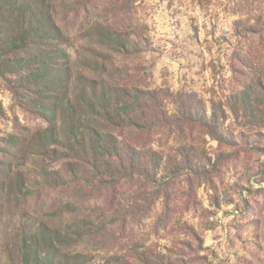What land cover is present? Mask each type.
Here are the masks:
<instances>
[{"label": "rangeland", "instance_id": "374dc122", "mask_svg": "<svg viewBox=\"0 0 264 264\" xmlns=\"http://www.w3.org/2000/svg\"><path fill=\"white\" fill-rule=\"evenodd\" d=\"M54 1L72 97L93 79L140 101L144 125L110 131L149 164L78 183L73 162L36 154L47 124L0 78V263L17 264L23 233L44 222L81 231L73 250L88 264H264V0ZM99 26L129 48L105 46ZM187 94L217 115L218 138L176 115L175 98ZM43 164L70 184L31 194Z\"/></svg>", "mask_w": 264, "mask_h": 264}, {"label": "trees", "instance_id": "16d2710c", "mask_svg": "<svg viewBox=\"0 0 264 264\" xmlns=\"http://www.w3.org/2000/svg\"><path fill=\"white\" fill-rule=\"evenodd\" d=\"M94 36L114 50L130 46L126 37L109 27L95 28ZM66 45L67 36L56 21L54 0H0V78L8 82L19 106L36 112L47 124L32 145L36 154L73 162L70 172L79 178L78 183L99 178L117 180L144 172L142 168L149 164L144 162L146 156L134 148H123L110 131L144 125L134 117V111L141 108L140 101L133 105L125 91L117 92L93 79L87 86L80 82L82 89L72 97L74 76ZM247 99L242 97L244 112L250 103ZM174 104L179 119L197 121L213 130L216 137L214 129L220 134L217 115L205 116L203 104L195 95L178 96ZM38 178L26 187L31 194L70 184L45 164ZM28 227L16 246L15 263L88 264L86 255L73 250L83 236L81 231L63 232L44 222Z\"/></svg>", "mask_w": 264, "mask_h": 264}]
</instances>
